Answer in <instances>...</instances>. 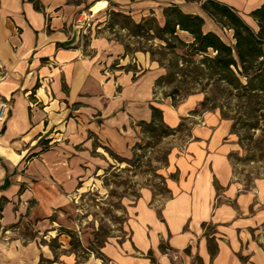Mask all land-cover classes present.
Wrapping results in <instances>:
<instances>
[{
  "label": "crops",
  "instance_id": "0c3cea01",
  "mask_svg": "<svg viewBox=\"0 0 264 264\" xmlns=\"http://www.w3.org/2000/svg\"><path fill=\"white\" fill-rule=\"evenodd\" d=\"M215 1L258 30L250 13L264 0ZM172 5L202 16L206 32L223 31L201 4L185 0H0V105L12 104L0 120V230L12 235L0 232V264H105L58 262L38 237L25 241L9 228L22 218L42 225L70 205L105 168L101 149L126 154L152 107L176 128L202 101L190 97L175 108L157 97L164 70L102 31L112 11L164 25ZM201 120L185 150L169 157V197L157 207L156 195L142 191L128 236L102 247L106 264H264V179L251 188L237 181L228 123L217 113Z\"/></svg>",
  "mask_w": 264,
  "mask_h": 264
},
{
  "label": "rangeland",
  "instance_id": "374dc122",
  "mask_svg": "<svg viewBox=\"0 0 264 264\" xmlns=\"http://www.w3.org/2000/svg\"><path fill=\"white\" fill-rule=\"evenodd\" d=\"M113 18L115 16L108 13L102 31L129 45L130 55L135 52L146 54L149 51L151 58L153 53L154 58L151 60L164 70L166 79L156 89L157 97L169 100L175 108L190 97L198 96L202 101L189 116L181 120V127L177 126L174 130L160 127L155 132H148L139 126L126 154L119 156L102 148L101 154L107 160L105 168L81 185L70 205L43 223L44 225L37 226L34 221L22 218L9 228L25 241L38 237V242L52 247L50 249L54 259L62 263L69 258L83 262L95 257L106 264L102 247L110 240L128 236L130 209L142 191L149 189L156 195L157 207L169 197V157L185 150L193 139V129L196 125L203 124L201 117L205 113H217L228 123L226 139L232 146L229 158L235 179L246 188H251L256 180L264 179V116L259 117L258 129H244L247 122V102L237 99L235 91L230 92L215 79L205 76L197 78L196 64H191V59L186 62L181 58L190 53V50L180 46L174 54L160 40L131 39L128 32L118 26L108 28ZM96 23L98 22L95 21ZM219 35L228 44H234L231 32L222 31ZM181 36L185 42L192 40L188 35ZM171 72H177L172 83ZM205 100L207 102L202 106ZM175 176L171 174L172 179ZM0 232L1 236H12L11 232L5 230ZM165 251L171 255V251ZM42 260L43 264H49V261Z\"/></svg>",
  "mask_w": 264,
  "mask_h": 264
},
{
  "label": "trees",
  "instance_id": "16d2710c",
  "mask_svg": "<svg viewBox=\"0 0 264 264\" xmlns=\"http://www.w3.org/2000/svg\"><path fill=\"white\" fill-rule=\"evenodd\" d=\"M185 1L201 4L203 12L218 27L232 33L234 44H228L213 31L206 32L204 30L205 19L202 16L186 14L177 5H172L164 10V25L157 24L154 18L135 23L130 16L112 11L110 14L115 18L108 28L114 29L115 26H118L121 30L127 31L131 39L160 40L166 43V48H171V52L174 54L180 46L190 50V53L181 58L186 62L190 61L187 59H191V64H196L197 78L205 76L215 79L230 92L235 91L236 98L245 100L248 104L247 122L243 128L258 129L259 117L264 116V103L261 104L264 102V4L250 13L257 23L258 30L256 31L234 8L226 4L215 0ZM35 6L37 9H41L38 3H35ZM182 31L191 36L190 42H185L179 35V32ZM125 47L128 53L130 46L125 44ZM151 54V58H154L153 53ZM176 73L171 72V83ZM165 79L166 76L163 75L157 80V88ZM206 102V100L202 102V106H205ZM139 126L148 132H155L160 127L170 131L174 130L165 124L162 111L156 107H152L151 121L140 122ZM167 192L169 194L168 189ZM43 261L41 260V262Z\"/></svg>",
  "mask_w": 264,
  "mask_h": 264
},
{
  "label": "built area",
  "instance_id": "2783aa9c",
  "mask_svg": "<svg viewBox=\"0 0 264 264\" xmlns=\"http://www.w3.org/2000/svg\"><path fill=\"white\" fill-rule=\"evenodd\" d=\"M89 20H84L83 22H79L81 27H88ZM12 111V104L10 102L4 101L0 105V120H6L8 114Z\"/></svg>",
  "mask_w": 264,
  "mask_h": 264
}]
</instances>
